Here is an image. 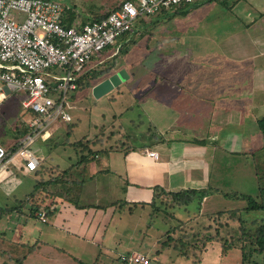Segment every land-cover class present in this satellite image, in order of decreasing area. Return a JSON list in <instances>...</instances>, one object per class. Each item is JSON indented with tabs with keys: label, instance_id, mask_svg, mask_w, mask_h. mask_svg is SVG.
I'll return each mask as SVG.
<instances>
[{
	"label": "crops",
	"instance_id": "crops-1",
	"mask_svg": "<svg viewBox=\"0 0 264 264\" xmlns=\"http://www.w3.org/2000/svg\"><path fill=\"white\" fill-rule=\"evenodd\" d=\"M61 1L66 16L78 24L110 11L122 0ZM242 1L196 0L190 11L170 20L165 13L158 15L159 20H141L119 38L115 48L95 55L88 71L115 63L107 77L124 70L126 80L99 98L93 86L107 77L78 91L73 95L77 100L71 110L73 120L60 125L49 139H38L49 142L46 150H35L48 166L45 182L67 169L78 175L79 202L58 201L46 221L25 213L45 225L36 228L26 217L24 232L2 235L5 264H18L20 257L19 264L41 263L37 257L52 259L49 247L62 256L57 263L83 264L88 262L66 250L96 248L94 263L99 264L102 215L113 216L115 208L119 216L153 208L160 187L203 189L237 164L264 165V134L259 126L264 117V0H256L252 11ZM153 31L158 37L151 38ZM91 94L94 106L88 102ZM21 112L16 103L12 117ZM23 117L29 120L31 114ZM8 128L14 135L10 138L0 131V139L12 147L18 131L11 124ZM146 149L159 157L149 156ZM236 157H240L237 163ZM23 176H32L33 182L19 194ZM37 179L36 171L8 168L0 185L13 184V206L35 189ZM63 239L68 246H63ZM30 247L32 252L25 254Z\"/></svg>",
	"mask_w": 264,
	"mask_h": 264
},
{
	"label": "built area",
	"instance_id": "built-area-1",
	"mask_svg": "<svg viewBox=\"0 0 264 264\" xmlns=\"http://www.w3.org/2000/svg\"><path fill=\"white\" fill-rule=\"evenodd\" d=\"M195 1L122 0L102 20L69 26L64 22L66 6L61 0H0V107L16 99L22 112L13 117L11 125L28 128L12 147L0 143V181L8 168L30 173L43 163L44 156L33 145L73 120L71 110L77 101L73 95L95 55L142 19ZM26 113L31 114L29 120L23 117ZM146 153L159 157L149 149ZM36 217L47 220L44 210ZM119 260L122 264H150L152 258L133 250L121 253Z\"/></svg>",
	"mask_w": 264,
	"mask_h": 264
},
{
	"label": "rangeland",
	"instance_id": "rangeland-1",
	"mask_svg": "<svg viewBox=\"0 0 264 264\" xmlns=\"http://www.w3.org/2000/svg\"><path fill=\"white\" fill-rule=\"evenodd\" d=\"M255 1L243 0L242 2L247 10L252 11L256 7ZM175 22L176 20L172 18L171 23ZM150 36L151 38L158 37L154 31ZM115 44L109 45L106 51L115 48ZM88 102L94 106L95 97L92 94ZM16 103H18L16 99L11 98L0 107V131L10 138L14 133L8 125L13 119L12 114ZM87 122H83V125L87 126ZM48 143L37 140L33 145V150H46ZM222 159L220 157V160ZM239 160L240 157H236L235 163ZM223 166L224 164L221 163V168ZM230 170L228 173L216 175L213 179L214 184L210 183V188L207 189V195L201 199L197 196L189 205H180L172 202L171 199L165 203L159 199L158 203L161 208L146 207L143 210L138 208L135 213L127 212L126 214L124 212L122 216L118 215L119 208H115L114 211L117 213L113 216L109 215V212L108 215H102L100 218H103L101 220L102 230L99 236V254L102 257L100 255L99 264H120L119 255L133 250L147 253L152 258V262L157 264H241V245L244 239L251 238L258 229V225L264 222V211L248 210V200L244 196L249 194L261 201L260 185L264 184V165L249 166L247 162H243L237 164L234 169L231 167ZM221 177H224L223 180L219 179ZM216 180L217 183H215ZM32 182V176H23L20 184L21 190L18 193L25 191ZM12 185L11 182H4L0 185V206H12V195L10 194V190L13 189ZM103 202L107 200L103 199ZM22 211L2 214L0 237L5 234H14L11 236L14 237L15 234L24 232L26 217L29 218L31 225L36 224V228L45 225L27 216L25 213L29 211ZM78 216L81 217V212H78ZM238 218L241 220H237ZM51 223L55 222L52 220ZM60 226L66 228L64 225ZM242 226L246 228L245 232ZM138 229H141L140 232ZM66 240L63 239V246H68ZM165 244L168 245L166 249ZM231 244V248L225 249L224 246ZM95 249L92 250L89 247L86 251L78 252L76 248L71 247V251L69 248V251H66L88 264H96L94 262L98 254L95 253ZM48 250L51 251L53 258L34 257L41 262L36 260V264H83L70 260L57 263L59 257L62 256H59V252L53 247H49ZM6 260L7 257L3 256L0 250V264H5Z\"/></svg>",
	"mask_w": 264,
	"mask_h": 264
},
{
	"label": "trees",
	"instance_id": "trees-1",
	"mask_svg": "<svg viewBox=\"0 0 264 264\" xmlns=\"http://www.w3.org/2000/svg\"><path fill=\"white\" fill-rule=\"evenodd\" d=\"M191 8H192V3L181 5L178 7H173L170 9H163L159 14H157L154 17H158V15H160L161 13H165L164 14L165 18L169 19L178 13L185 14L188 11H190ZM109 12L110 11L101 15H96L95 17H93V19H89L86 22L102 20L109 14ZM65 14L67 15V13ZM159 17L156 19L159 20ZM64 22L67 23L69 26L73 25L68 17L64 18ZM94 58L95 56L92 58V60H94ZM114 66L115 63H111L100 71L95 67L94 68L96 70L93 68L94 69L93 71L91 70L86 71L85 74L79 80V91L89 89L93 86L94 82L99 81L102 78H106L111 73V70ZM259 126L264 134V117L259 119ZM17 131H18L17 138H19L20 136H23L28 132V128L27 126H25L22 129H17ZM0 143L6 146L9 145L6 144L1 139H0ZM74 144L78 145L80 143L77 142ZM47 171H48V166L45 163L40 165V167L36 170V174L40 177V179H37V182L35 184V189L24 199L17 200L13 206L10 207L0 206V218L3 213H13L16 210L22 211L23 208L24 209L28 208V211L31 213L32 216H34V214H36L37 212L44 210L48 218V216H50V214H52L54 210L53 206L58 201L64 200L76 204L79 202V194L82 188V180L78 178V175L75 174L74 171H70L67 169L62 173H58L56 176H52L48 180V182H45L43 179L45 178ZM209 188L210 187L208 186L203 189L187 188L179 191H167L164 188L160 187L157 189V192L155 193L152 206L154 208H161V206L158 203L159 199L162 200V202L165 201V203H168V201H170L171 199L172 202L174 203L180 205H189L195 200L197 196L200 197L201 199L202 197L207 195V191H208L207 189ZM244 196L248 200V208H247L248 210L264 211V184L260 185L261 201H258L255 197L249 194H246ZM237 220L240 221L241 218H238ZM258 226L259 227L255 231L254 235L251 238L244 239L241 245V252H242L241 264H264V222L260 223ZM242 229L244 230V232L246 231V228L244 226H242ZM164 247L166 249L168 245L165 244ZM224 247L225 249H229L232 247V244L226 245ZM33 249H34L33 247H30L29 249L26 248L24 250V253L27 254L29 252H32ZM21 251L22 249H20V252ZM21 254H23V251L20 253V255ZM8 258L10 259L14 257L12 255H9ZM16 262L18 264L22 263V258L20 257L19 259L16 260ZM150 264H157V263H155L154 261L152 262L151 260Z\"/></svg>",
	"mask_w": 264,
	"mask_h": 264
},
{
	"label": "water",
	"instance_id": "water-1",
	"mask_svg": "<svg viewBox=\"0 0 264 264\" xmlns=\"http://www.w3.org/2000/svg\"><path fill=\"white\" fill-rule=\"evenodd\" d=\"M127 78L126 72L124 70L117 71L112 73L106 79L98 82L96 85L93 86V94L95 97L99 98L109 91H111L114 87L120 85L123 81Z\"/></svg>",
	"mask_w": 264,
	"mask_h": 264
}]
</instances>
